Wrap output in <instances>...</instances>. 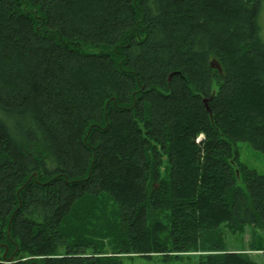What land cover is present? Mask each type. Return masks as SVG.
I'll return each instance as SVG.
<instances>
[{
	"label": "trees",
	"instance_id": "trees-1",
	"mask_svg": "<svg viewBox=\"0 0 264 264\" xmlns=\"http://www.w3.org/2000/svg\"><path fill=\"white\" fill-rule=\"evenodd\" d=\"M263 9L0 0V264H258Z\"/></svg>",
	"mask_w": 264,
	"mask_h": 264
},
{
	"label": "rangeland",
	"instance_id": "rangeland-1",
	"mask_svg": "<svg viewBox=\"0 0 264 264\" xmlns=\"http://www.w3.org/2000/svg\"><path fill=\"white\" fill-rule=\"evenodd\" d=\"M260 26L262 31V37L264 38V9L260 15ZM237 146L240 164L244 167H247L248 169L255 170L257 173L264 176V153L253 149L249 143H238ZM252 231H254L253 228H251V231H247L245 235H232L227 230H225L226 244L228 250L247 253L250 258L256 263L264 264V251L249 250L251 246L252 237L254 238L255 236V233L253 234ZM256 232L260 234L261 230L257 229ZM260 236L264 237V232L261 233ZM124 261L126 264H158L142 259H136L135 261Z\"/></svg>",
	"mask_w": 264,
	"mask_h": 264
},
{
	"label": "water",
	"instance_id": "water-1",
	"mask_svg": "<svg viewBox=\"0 0 264 264\" xmlns=\"http://www.w3.org/2000/svg\"><path fill=\"white\" fill-rule=\"evenodd\" d=\"M211 67H212L213 69L218 70L220 73L223 72V69H222L221 65H220L217 61H215V60H213V61L211 62ZM204 104H205V106H206L207 111L211 113V109H210V107H209V105H208V99H204ZM238 175H239V173H238Z\"/></svg>",
	"mask_w": 264,
	"mask_h": 264
},
{
	"label": "bare ground",
	"instance_id": "bare-ground-1",
	"mask_svg": "<svg viewBox=\"0 0 264 264\" xmlns=\"http://www.w3.org/2000/svg\"><path fill=\"white\" fill-rule=\"evenodd\" d=\"M172 76H173V75H171V76L169 77V82L172 80Z\"/></svg>",
	"mask_w": 264,
	"mask_h": 264
}]
</instances>
